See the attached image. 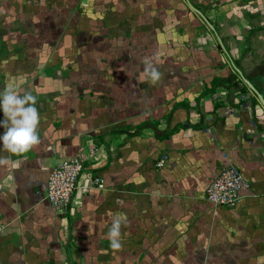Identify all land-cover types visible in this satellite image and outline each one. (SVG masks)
Masks as SVG:
<instances>
[{"label":"crops","instance_id":"crops-1","mask_svg":"<svg viewBox=\"0 0 264 264\" xmlns=\"http://www.w3.org/2000/svg\"><path fill=\"white\" fill-rule=\"evenodd\" d=\"M203 14L228 54L185 0H0V92L36 97L41 140L0 151V264H264V107L230 60L264 95V0ZM83 150L55 211L49 170ZM225 158L250 182L233 206L205 198Z\"/></svg>","mask_w":264,"mask_h":264},{"label":"clouds","instance_id":"clouds-1","mask_svg":"<svg viewBox=\"0 0 264 264\" xmlns=\"http://www.w3.org/2000/svg\"><path fill=\"white\" fill-rule=\"evenodd\" d=\"M143 74L152 85H156L162 78V74L147 58L144 60ZM35 105L36 97L31 92L21 95L16 88L10 86L0 92V111L4 117L0 121V127L5 130L3 135H0V151L22 155L41 143L38 132L40 116ZM8 163L7 156H0V166ZM126 223L127 217L123 214L113 217L107 233L109 245L113 250L122 248L121 227Z\"/></svg>","mask_w":264,"mask_h":264},{"label":"built area","instance_id":"built-area-1","mask_svg":"<svg viewBox=\"0 0 264 264\" xmlns=\"http://www.w3.org/2000/svg\"><path fill=\"white\" fill-rule=\"evenodd\" d=\"M86 159V152L79 151L62 159L49 170L44 199L55 211H64L71 204ZM164 161L165 156H162L157 165L161 167ZM103 186L101 178L93 179V187L101 189ZM244 191L251 193L249 180L232 161L225 158L220 170L206 187L205 198L216 205L233 206ZM2 230L3 225L0 224V233Z\"/></svg>","mask_w":264,"mask_h":264},{"label":"water","instance_id":"water-1","mask_svg":"<svg viewBox=\"0 0 264 264\" xmlns=\"http://www.w3.org/2000/svg\"><path fill=\"white\" fill-rule=\"evenodd\" d=\"M186 4L188 5V7L194 11L202 20L203 22L207 25V27L215 34L218 44L220 45V47L222 48V50L226 53V48L224 46V43L222 41V39L219 37V35L217 34L215 27L213 26V24L207 19V17L203 14V12L198 9L196 6L193 5V3L190 0H185ZM231 60V64L233 69L235 70V72L238 74V76L240 77V79L243 81V83L247 86V88L253 92L255 94V96L257 97L258 101L262 104V106L264 107V95L261 91H259L254 85L253 83L245 76L243 75L242 71L240 70V68L235 64V62Z\"/></svg>","mask_w":264,"mask_h":264},{"label":"rangeland","instance_id":"rangeland-1","mask_svg":"<svg viewBox=\"0 0 264 264\" xmlns=\"http://www.w3.org/2000/svg\"><path fill=\"white\" fill-rule=\"evenodd\" d=\"M194 1H197V3L200 4L201 11L207 12L208 10L216 8L219 5V2L221 1L230 2L235 6V9H239L240 6L252 0H194ZM205 25L206 24L202 23V26H205Z\"/></svg>","mask_w":264,"mask_h":264},{"label":"trees","instance_id":"trees-1","mask_svg":"<svg viewBox=\"0 0 264 264\" xmlns=\"http://www.w3.org/2000/svg\"><path fill=\"white\" fill-rule=\"evenodd\" d=\"M194 6H196L198 9H200V7L198 5L193 4ZM235 64H238L237 60H234ZM242 89H247V86L243 84Z\"/></svg>","mask_w":264,"mask_h":264}]
</instances>
